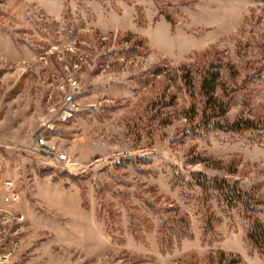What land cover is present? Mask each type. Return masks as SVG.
Here are the masks:
<instances>
[{"label":"rangeland","instance_id":"374dc122","mask_svg":"<svg viewBox=\"0 0 264 264\" xmlns=\"http://www.w3.org/2000/svg\"><path fill=\"white\" fill-rule=\"evenodd\" d=\"M212 65L223 122L264 121V0H0V209L29 223L0 264H264L242 205L197 183L236 182L264 223V138L199 127ZM70 79L80 109L46 138L71 168L38 143Z\"/></svg>","mask_w":264,"mask_h":264},{"label":"trees","instance_id":"16d2710c","mask_svg":"<svg viewBox=\"0 0 264 264\" xmlns=\"http://www.w3.org/2000/svg\"><path fill=\"white\" fill-rule=\"evenodd\" d=\"M171 21L170 18H167ZM137 36L132 33H129V37ZM129 41V38L126 40ZM144 45L143 40L136 41L131 47L121 50L123 53L130 52H140V47ZM176 79L182 80L184 86L188 87V90L191 92V95L195 94V75L193 70L183 68L182 74L179 75L176 73ZM223 76L218 65L210 66L208 72L203 76L200 83L199 91L204 97L203 101V110L201 115V120L199 127L204 126V130H228L233 133L242 134L245 132H252L256 138H264V121H258L254 119L241 117L233 123L223 122V119L230 108L229 102H226L224 99L219 97L217 94V88L220 87L223 89ZM185 116L193 120L198 112L196 108L192 107L184 111ZM190 115V116H189ZM197 181L198 185L201 186L203 195L207 194L206 197H203L205 200L209 197H216L220 202H223L228 207H237L242 205L246 214L252 219V223L247 231V239L253 244V246L258 250L260 254L264 256V223L259 219L256 212L258 209L252 202V197L248 194L242 192V190L237 186L236 182H230L226 179H210L206 176L202 177ZM249 196V197H248ZM257 203V202H256ZM207 218V224L209 223V218ZM209 226V225H207ZM208 229V227H207ZM185 229H183L184 231ZM239 259H229L226 264H240Z\"/></svg>","mask_w":264,"mask_h":264},{"label":"built area","instance_id":"2783aa9c","mask_svg":"<svg viewBox=\"0 0 264 264\" xmlns=\"http://www.w3.org/2000/svg\"><path fill=\"white\" fill-rule=\"evenodd\" d=\"M84 93L77 79H70L69 89H64V103L59 112L54 113L53 119L44 121V132L39 134V148L43 151L48 149L51 154H56L58 159L66 162L71 168L69 156L65 153H56L48 144L46 135L53 133L60 123L68 121L80 109L79 99ZM6 198L13 204L20 203L23 199L21 189L14 179L7 178L3 181ZM28 219L23 212L0 209V262L8 260L23 245L28 232Z\"/></svg>","mask_w":264,"mask_h":264}]
</instances>
